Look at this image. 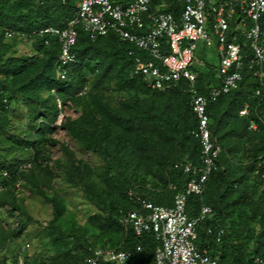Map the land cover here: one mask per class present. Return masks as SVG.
Listing matches in <instances>:
<instances>
[{
  "label": "trees",
  "instance_id": "obj_1",
  "mask_svg": "<svg viewBox=\"0 0 264 264\" xmlns=\"http://www.w3.org/2000/svg\"><path fill=\"white\" fill-rule=\"evenodd\" d=\"M77 3L0 0V181L5 184L0 206L8 203L21 210L16 193L18 185L26 184L53 207L46 229L54 254L46 258L26 255L24 264H86L90 249L96 247L132 251L126 264H155L159 241L154 233L138 237L119 219L122 211L136 207L130 190L170 206L192 177L181 164H201L191 93L183 80L164 90L151 88L135 73L136 57L149 60L147 52L114 32L91 40L81 28L74 47L77 62L68 78L61 79L57 69L60 44L57 38L38 32L66 26L77 15ZM182 8V0H154L150 13L172 12L178 17ZM7 31L13 32L9 38ZM20 39L31 42L34 54L15 53ZM239 42L245 44L244 38ZM164 50L169 53L166 42ZM200 56L205 67L195 69L197 86L205 94L219 79L217 65L204 51ZM260 86V79L246 66L239 88L208 105L211 133L222 151L205 193L190 197L188 213L196 217L203 205L213 208L212 217L198 228L196 244L218 264H254L257 257H264V97L255 95ZM110 89L130 97L121 98L119 107H113L107 100ZM70 103L82 105L83 110L76 118H66L63 127L87 151L103 159L109 177L106 186L99 183L93 167L61 145L70 161L65 168L67 179L99 209L83 226L68 222L64 200L50 193L55 175L49 146L55 141L58 118ZM17 105L26 109V127L11 118ZM246 108L248 114H241ZM27 163L30 168L23 170ZM209 227L215 232L208 233ZM220 229L224 232L219 236ZM15 237L0 220L2 264L18 261L3 254Z\"/></svg>",
  "mask_w": 264,
  "mask_h": 264
},
{
  "label": "built area",
  "instance_id": "obj_2",
  "mask_svg": "<svg viewBox=\"0 0 264 264\" xmlns=\"http://www.w3.org/2000/svg\"><path fill=\"white\" fill-rule=\"evenodd\" d=\"M153 1L78 0L77 15L66 26H50L38 34L57 38L61 47L57 62L61 79L68 78L72 65L77 62L74 47L81 28L91 40L114 32L122 41L147 52L151 56L149 60L136 57L135 73L142 75L151 88L164 90L173 83L187 82L198 120L194 136L202 146L201 164H181L184 173L192 177L170 206L156 204L136 190H130L129 197L136 207L122 211L119 220L138 237L146 232L154 233L159 241L155 264H218L196 244L200 224L212 217L214 210L203 205L199 214L191 217L188 202L191 196L205 193L222 151L211 133L209 103L237 90L246 66L261 81L255 95L264 97V0H182L183 8L178 17L172 12L151 14ZM12 35L13 32H6V37ZM240 37L245 44L239 42ZM49 41L48 38L46 44ZM164 42L169 46V53L164 50ZM212 49L217 56L219 83L210 85L209 91L203 94L197 86L195 69L205 67L201 51L208 56ZM241 114H248V108ZM63 119L64 114H60L57 123ZM30 166V163L24 164L22 169L28 170ZM3 175L8 177V172L4 171ZM170 188L175 190L176 186L171 184ZM4 191L5 184L0 181V197ZM214 232L212 227L208 228V233ZM223 232L220 229L217 233L220 236ZM141 249L137 247L138 251ZM131 256L130 250L96 247L90 249L85 262L126 264ZM7 264H24V261L18 259L16 263L8 261ZM254 264H264V257H257Z\"/></svg>",
  "mask_w": 264,
  "mask_h": 264
},
{
  "label": "rangeland",
  "instance_id": "obj_3",
  "mask_svg": "<svg viewBox=\"0 0 264 264\" xmlns=\"http://www.w3.org/2000/svg\"><path fill=\"white\" fill-rule=\"evenodd\" d=\"M14 50L17 55L34 54L31 42L26 39L18 40ZM208 57L213 64L217 65V56L214 49L208 51ZM110 90L107 100L113 107H119L121 98L128 99L130 97L128 94L117 93L113 89ZM82 110V105L78 106L75 103H70L64 107L63 114L65 118L62 122L56 124V133L52 137L55 141L50 143L49 146L50 165L55 175L54 188L50 193L55 192L64 200L67 208L66 220L68 222L75 221L79 226L88 224L90 217L97 214L99 209L87 199L80 187L72 184L67 179L65 168L70 164V161L65 152L62 151L61 145L67 146L74 152L77 159L83 160L93 167L96 181L106 186L109 179L105 174L107 167L103 159L97 154L87 151L63 127L66 118H76L82 113ZM11 118L13 122L24 127L28 125L26 109L22 105L15 107ZM18 186L16 198L18 206L22 209L18 210L8 203L0 206V220L16 236L14 241L5 248L3 254L8 259H23L26 255L39 258L51 256L54 252L51 249L46 226L53 219V207L46 199L34 194L26 184Z\"/></svg>",
  "mask_w": 264,
  "mask_h": 264
}]
</instances>
